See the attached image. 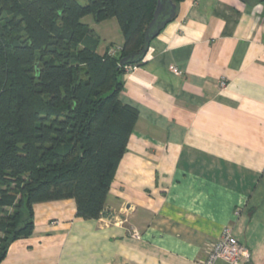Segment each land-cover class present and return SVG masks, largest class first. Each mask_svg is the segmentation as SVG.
Listing matches in <instances>:
<instances>
[{
    "label": "crops",
    "instance_id": "obj_1",
    "mask_svg": "<svg viewBox=\"0 0 264 264\" xmlns=\"http://www.w3.org/2000/svg\"><path fill=\"white\" fill-rule=\"evenodd\" d=\"M87 26L101 56L124 44L116 19ZM119 99L139 117L103 216L39 205L0 264H205L226 229L264 264V0L180 2Z\"/></svg>",
    "mask_w": 264,
    "mask_h": 264
},
{
    "label": "trees",
    "instance_id": "obj_2",
    "mask_svg": "<svg viewBox=\"0 0 264 264\" xmlns=\"http://www.w3.org/2000/svg\"><path fill=\"white\" fill-rule=\"evenodd\" d=\"M79 1L0 0V263L33 235L39 205L73 200L78 217L103 216L139 117L119 99L120 62L142 50L157 0ZM88 16L117 20L119 53H97Z\"/></svg>",
    "mask_w": 264,
    "mask_h": 264
},
{
    "label": "water",
    "instance_id": "obj_3",
    "mask_svg": "<svg viewBox=\"0 0 264 264\" xmlns=\"http://www.w3.org/2000/svg\"><path fill=\"white\" fill-rule=\"evenodd\" d=\"M177 8L178 5L174 0H157V7L153 19L149 23L144 34V46L142 50L123 58L120 62V66L132 67L143 62L151 42L176 18Z\"/></svg>",
    "mask_w": 264,
    "mask_h": 264
},
{
    "label": "built area",
    "instance_id": "obj_4",
    "mask_svg": "<svg viewBox=\"0 0 264 264\" xmlns=\"http://www.w3.org/2000/svg\"><path fill=\"white\" fill-rule=\"evenodd\" d=\"M121 51V47L111 49V54L115 55ZM131 67H126V72H129ZM177 75V69H173ZM249 255L247 250L234 238L231 229H226L222 234L221 239L216 242L210 251L209 259L205 264H214L217 260H225L230 264H242Z\"/></svg>",
    "mask_w": 264,
    "mask_h": 264
},
{
    "label": "rangeland",
    "instance_id": "obj_5",
    "mask_svg": "<svg viewBox=\"0 0 264 264\" xmlns=\"http://www.w3.org/2000/svg\"><path fill=\"white\" fill-rule=\"evenodd\" d=\"M82 5H85L87 3V0H80L79 1ZM83 22L88 25V24H92L93 22V17L92 16H88L87 18H85V20H83ZM116 23V22H115ZM116 28L113 29V31L115 32ZM118 32L119 35H121V32L120 30H116ZM115 36V35H112V37Z\"/></svg>",
    "mask_w": 264,
    "mask_h": 264
},
{
    "label": "bare ground",
    "instance_id": "obj_6",
    "mask_svg": "<svg viewBox=\"0 0 264 264\" xmlns=\"http://www.w3.org/2000/svg\"><path fill=\"white\" fill-rule=\"evenodd\" d=\"M155 13V12H154ZM154 16V15H153Z\"/></svg>",
    "mask_w": 264,
    "mask_h": 264
}]
</instances>
